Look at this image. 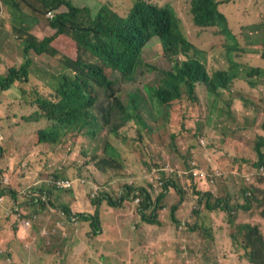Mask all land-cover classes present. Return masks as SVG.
<instances>
[{
	"label": "rangeland",
	"instance_id": "rangeland-1",
	"mask_svg": "<svg viewBox=\"0 0 264 264\" xmlns=\"http://www.w3.org/2000/svg\"><path fill=\"white\" fill-rule=\"evenodd\" d=\"M149 1L173 6L184 31L201 47V62L208 73L226 71L236 75L228 82L230 87L211 95L203 84H197L198 100L190 101L183 94L163 107L157 99L148 97L151 91L144 85L167 88L173 83L167 72L182 56L163 54L157 42L151 40L142 53L144 65L139 58L129 74L106 71L114 81L115 97L129 110L131 121L125 123L123 114L114 106V97H108L92 81L99 94L96 107L102 126H66L68 131H61L56 142H44L39 140V130L50 126L51 121L43 115L30 118L39 104L29 100L38 96L53 99L47 94L55 91L54 74L63 69L64 51L73 59L79 53L85 59L86 52L79 51L76 42L66 35L57 40L56 55L32 51L29 79L16 80L0 92V175L10 173L0 179V191H15V196H0V264H101L105 256L97 253L105 251L106 246L121 250L107 264L248 263L241 248L231 249L229 232L237 225V214L238 220L258 222L264 234V213H260L264 209V192L244 197L239 193L240 186L233 185L234 178L238 183L250 172L249 178H255L258 154L254 145L258 137L264 149V0H216L233 32L234 39L230 41L217 27L207 28L196 37L194 32L199 30L191 26L188 0ZM131 3L132 0H123L116 6L108 0H82L80 7L89 8L93 18L106 4L111 12L126 16ZM24 9L30 12L27 5ZM16 18L20 20L14 10L0 2V76L10 65L25 59L17 43V34L20 37L21 33L11 29ZM37 18L39 23L31 28L32 35L54 32L48 27V16L37 14ZM234 41L238 50L233 48L226 55V46ZM252 65L261 67L254 70ZM246 79L256 84L252 86ZM179 90L184 93L185 87L179 85ZM66 105L64 102L62 106ZM107 144L119 152L121 163L117 158L106 162ZM192 162L197 168H212L215 178L223 176L222 184L220 178L214 182L220 185L199 189L201 192L208 191L215 197L233 195L235 190L239 194L228 204L232 209L229 214L198 203V187L194 188L195 182L190 179L191 175L197 177L192 173ZM159 170L180 178L173 181L183 191L182 201L178 203L177 192H167L164 209L160 205L156 208L157 222L149 223L137 213V192H127L120 206H109L104 200L99 206L104 234L98 237L93 235L89 221L75 218L73 224L63 209L59 216L51 208L34 214L37 206L29 204L26 196L30 186L47 185V179L52 185L49 177L55 173L85 179L84 184L65 189L57 202L72 203L73 207H68L74 213H93L99 197L108 195L114 199L124 195L126 185L153 183ZM174 204L177 209L173 218L170 208ZM244 205L249 208L241 207ZM64 234V240L69 238L68 246L71 245L66 249L58 247L60 240L50 238L58 235L61 239ZM74 235L83 243L77 246L78 241L71 240ZM106 252L115 254L116 250ZM43 256L49 261H43Z\"/></svg>",
	"mask_w": 264,
	"mask_h": 264
},
{
	"label": "trees",
	"instance_id": "trees-1",
	"mask_svg": "<svg viewBox=\"0 0 264 264\" xmlns=\"http://www.w3.org/2000/svg\"><path fill=\"white\" fill-rule=\"evenodd\" d=\"M0 2L10 11L14 10L20 18L19 21L17 18L13 21L11 28L17 33H21L20 37L9 27H7V30L17 34L19 38L17 43L22 46V53H24L25 57L23 63L10 65L5 75L0 76V90L7 89L16 80L22 79L26 81L29 79V67L32 64L31 52L34 51L38 55L44 53L56 55L59 50L57 40L63 35L72 38L76 42L79 51L84 50L86 52L85 59L80 53L76 59H73L64 51L62 54L63 69H61L58 75L54 74L56 81L52 84V87L55 91L47 94L53 99L43 98L42 96L28 99L31 104L37 102L40 107L35 109L30 118H34L35 115L37 117L43 115L51 121L50 126L39 130L40 141L56 142L60 137L61 131H68L65 128L66 126L73 125L76 129H81L88 125L93 126L95 129L102 126L96 107L99 94L94 85H92V81L98 83L99 87L102 91L106 92L108 97H114V106L123 114L121 117L125 123L131 121L132 117L129 110L127 111L122 102L115 97L114 81L106 75V71L118 70L123 74H129L136 59H138L139 48L151 37H156V40L161 41L165 52H173V55L182 56V58L175 60L176 62H174L172 70L167 72L168 78L173 83L167 88L156 86L149 88L153 94V98L157 99L165 108L171 102L181 99L183 94L190 101L198 100L196 96L197 84H203L206 91L211 95H218L221 88L228 89L230 87L228 86V82L236 76L226 71H216L213 74H209L203 64L200 62L196 63L192 56H201L202 49L193 42L191 34L185 35L181 29L180 21L175 17L174 11L169 6L160 8L143 0H136L134 6L131 7L129 14L126 16L111 12L106 5L105 9L104 7H100L96 11L98 14L93 18L92 11L89 8L80 7L82 0H0ZM122 2L123 0H119L117 5H122ZM26 5L30 9V12L24 9ZM189 5L193 25L202 28L194 32L196 37L207 28L217 27L226 39L229 41L234 39L233 32L227 25L225 15L219 11V4L216 0H190ZM50 13L51 15H49ZM37 14L43 17L48 16V27L51 30L54 29V32L46 35H32L30 33L31 28L33 29L39 23ZM94 19L95 21H93ZM233 48L237 50L239 48L235 41L226 46V55L229 53L227 51ZM251 67L257 70L256 67L261 66L252 65ZM69 68L70 71H68ZM247 82L252 86L256 84L251 80H247ZM179 85L185 87L184 93L179 90ZM64 102L67 104L66 106H62ZM35 120L40 119L37 118ZM262 126L264 127V122ZM262 146L261 137H258L254 145L258 154V162L255 165L257 170L254 171L255 178H249L250 172L249 175L242 176L238 183H236L235 178L233 180V185L237 184L240 186L239 193L240 195H244V197L252 195V192H264V187H262L264 185V165H260L264 164V153L262 151L264 149H261ZM1 152L2 147L0 145ZM106 154L108 155V158H106L107 163L115 161L116 158L120 163L122 162L119 152L110 144L106 146ZM261 159L263 163H261ZM220 178L213 177L212 170L206 178L208 189L210 186L216 187L220 185L218 183L214 184ZM49 179L52 185L47 179L48 186L41 184L37 187H28L26 195L29 199L28 202L37 206L34 214L37 213L36 211L51 208L59 216V212L63 209L68 214V220L73 224L75 218L89 221L93 235H97L96 237L104 234L101 231L100 224L103 215L101 216V210L99 209L104 200H106L109 206H120L121 199L126 196L127 192H137V213L142 220L153 223L157 222L156 212L158 209L156 208L158 205H160V208H163L164 196L170 187L180 194L179 202L183 199V191L173 181L180 180V178L175 175L167 178L162 171H159L153 183L147 181L145 185L137 187L126 185L124 187V195L114 199L108 195L99 197L94 202L96 208L94 212L92 211L93 213L81 212L80 210L74 213L68 207H73L72 203L69 205L60 201L57 202V197L65 189L73 188H65L64 185H58L57 181L60 179H70L73 181L74 179L71 177L65 178L56 173L50 176ZM191 179L194 181L193 178ZM222 182L223 176L221 184ZM193 187H198L196 182ZM42 188H47L50 192ZM199 189V187L195 189L196 194L199 195L198 203L205 201L207 208L225 210L228 211L227 214L231 212L232 209L228 205L226 198L215 197L209 192H201ZM6 194L15 196V191H0V196ZM235 195L239 194L235 193ZM203 197L204 201H202ZM177 204L171 207L172 217ZM242 207L244 209L249 208L248 205ZM195 209L196 206L194 207ZM260 213L263 214L264 209ZM236 220L237 225H235L234 230L230 228L229 232L231 249L238 250L241 248L244 250V257H248V262L250 261L252 264H264V234H261L259 230V223L253 220H238L237 214ZM64 236L66 234L62 235L61 239L58 235L50 238L51 241L60 240L57 243L61 245L57 244V246L60 245L58 247L66 249L71 247V245L68 246L69 238L64 240ZM71 240L73 242L78 241L77 246L83 243L77 235H74ZM92 242L94 241L89 243ZM44 243L50 242L44 240ZM41 247L43 246L40 245V252ZM108 249H114L116 253L108 254L106 252ZM103 252L96 253L98 256H105V260L101 264H107V262L111 261V256L113 258L117 257L120 255L121 250L115 249L112 246H106Z\"/></svg>",
	"mask_w": 264,
	"mask_h": 264
},
{
	"label": "clouds",
	"instance_id": "clouds-1",
	"mask_svg": "<svg viewBox=\"0 0 264 264\" xmlns=\"http://www.w3.org/2000/svg\"><path fill=\"white\" fill-rule=\"evenodd\" d=\"M119 0H108V2L109 3H111V2H114V4L116 5V6H118L117 5V2H118ZM143 1H145L146 3H149V4H154V5H157L158 7H160V8H165V7H167V6H169L170 8H172V10L174 11V14H175V17L180 21V24H181V29L183 30V32L185 33V35L186 36H188V33L187 32H185L184 31V29H183V27H182V23H181V19H180V17L178 16V14H177V12H176V10L173 8V6L171 5V4H169V3H165V4H163V5H158V4H156V3H154V2H152V1H149V0H143ZM136 2V0H132V3H131V7L132 6H134V3ZM190 0H188V13H189V16H190V23H191V26H192V28L193 29H198V30H200V29H202V28H198V27H195L194 25H193V23H192V16H191V14H190ZM107 5V4H106ZM108 6V5H107ZM108 8V7H107ZM131 9V8H130ZM130 11V10H129ZM128 14H129V12H128ZM127 14V15H128ZM49 15H51V13L49 14ZM227 20V19H226ZM54 30V29H53ZM157 38L156 37H151L150 39H148L140 48H139V50H138V59H136V61H135V63L137 62V61H139V58L142 60V53H143V50H144V48L146 47V45L151 41V40H155L156 42H157V44L159 45V47H160V49H162V52H163V54H167V55H170V54H173V52H171V53H167V52H165V50L162 48V45H161V41L160 40H156ZM199 45V44H198ZM201 48V47H200ZM44 54H46V53H44ZM192 58H194L195 59V61H196V63H198V62H200L201 64H202V57L200 56V55H198V56H192ZM118 59H126V58H118ZM140 60V61H141ZM142 62V65H144L145 63L143 62V60L141 61ZM135 63L133 64V66H132V68L134 67V65H135ZM174 64V63H173ZM132 68H131V70H132ZM131 70H130V72H131ZM115 71H118V70H115ZM129 72V73H130ZM144 87L145 88H150V87H147V85H144ZM152 87V86H151ZM2 90H4V89H2ZM0 92H1V90H0ZM148 97H152L153 98V94L151 93L150 94V96H148ZM89 126V125H88ZM87 126V127H88ZM192 164H193V167H192V169H193V172L192 173H194L197 177H193L192 175H191V178H193V180L196 182V184H197V186L200 188V189H205V190H210V189H208V183L206 182V178L209 176V174H210V172L213 170L212 168L211 169H202L201 167H199V168H197L196 167V165H195V162H192ZM261 166H262V164H260ZM159 171H162V170H159ZM163 172V171H162ZM164 173V172H163ZM191 173V174H192ZM7 176H9L7 173H5V174H3V175H0V179H4L5 177H7ZM167 178H169L170 176H168V175H165ZM190 178V179H191ZM60 180H65V179H60ZM74 181V183L70 186V187H65V188H71V187H73V186H75V184H84L85 183V179H80V178H76V179H74L73 180ZM2 182V181H1ZM203 183V184H202ZM210 187H213V186H210ZM209 187V188H210ZM171 191H174V192H177V191H175L172 187H170L169 188V190H167V192H171ZM166 192V193H167ZM208 192V191H207ZM178 193V192H177ZM210 193V192H209ZM235 193L236 192H234L233 191V195H231V194H229V195H226L224 198H226V200H227V202H228V204L231 202V201H233L234 199H237L238 198V195H235ZM211 194V193H210ZM213 196V195H212ZM181 196H180V194H179V198H180ZM202 200H204V198L202 199ZM178 203H179V199H178ZM174 205H176V204H174ZM204 205H205V201H204ZM206 207V206H205ZM242 207V206H241ZM163 209H164V207H163ZM176 209L177 208H175V210L174 211H176ZM221 210V209H220ZM170 211H171V208H170ZM223 211V210H222ZM259 230H260V228H259ZM260 232H261V230H260ZM261 234H262V232H261ZM242 257H244V250H243V254H242ZM246 258V260L248 261V257H245ZM247 264H252L250 261L247 263Z\"/></svg>",
	"mask_w": 264,
	"mask_h": 264
},
{
	"label": "built area",
	"instance_id": "built-area-1",
	"mask_svg": "<svg viewBox=\"0 0 264 264\" xmlns=\"http://www.w3.org/2000/svg\"><path fill=\"white\" fill-rule=\"evenodd\" d=\"M1 182V180H0ZM74 183V181L70 180V179H65V180H59L57 181L58 185H64L65 187H70L72 184Z\"/></svg>",
	"mask_w": 264,
	"mask_h": 264
},
{
	"label": "crops",
	"instance_id": "crops-1",
	"mask_svg": "<svg viewBox=\"0 0 264 264\" xmlns=\"http://www.w3.org/2000/svg\"><path fill=\"white\" fill-rule=\"evenodd\" d=\"M203 184V183H202ZM43 261H49L48 259H46V258H44V256H43Z\"/></svg>",
	"mask_w": 264,
	"mask_h": 264
}]
</instances>
